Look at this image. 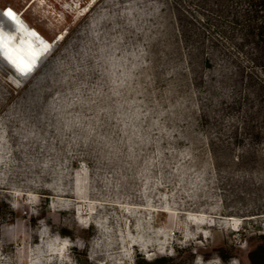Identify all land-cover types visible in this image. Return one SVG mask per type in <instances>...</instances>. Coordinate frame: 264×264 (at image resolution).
Instances as JSON below:
<instances>
[{"label":"rangeland","instance_id":"rangeland-1","mask_svg":"<svg viewBox=\"0 0 264 264\" xmlns=\"http://www.w3.org/2000/svg\"><path fill=\"white\" fill-rule=\"evenodd\" d=\"M7 4L0 264H264V0Z\"/></svg>","mask_w":264,"mask_h":264},{"label":"bare ground","instance_id":"bare-ground-1","mask_svg":"<svg viewBox=\"0 0 264 264\" xmlns=\"http://www.w3.org/2000/svg\"><path fill=\"white\" fill-rule=\"evenodd\" d=\"M5 7L6 12L11 10L14 13L15 20L5 15L6 12L3 11ZM0 24L3 25V32H0V36L3 37L5 52L16 57L22 52L24 63L38 56L35 63L37 64L58 38L57 36L52 39L44 35L25 18L21 10L11 4L0 5ZM18 60L21 61V59Z\"/></svg>","mask_w":264,"mask_h":264},{"label":"snow or ice","instance_id":"snow-or-ice-1","mask_svg":"<svg viewBox=\"0 0 264 264\" xmlns=\"http://www.w3.org/2000/svg\"><path fill=\"white\" fill-rule=\"evenodd\" d=\"M5 15H7L10 19L15 20V15L11 10H9ZM0 32H3L2 24H0ZM23 55L24 54L22 52L18 54L17 58L21 59V64H17L16 61L12 59V56L5 52L3 37L0 36V57L7 59L10 64L16 67L17 71H19L21 75L27 76L35 66L38 56H34L27 63H24Z\"/></svg>","mask_w":264,"mask_h":264},{"label":"built area","instance_id":"built-area-1","mask_svg":"<svg viewBox=\"0 0 264 264\" xmlns=\"http://www.w3.org/2000/svg\"><path fill=\"white\" fill-rule=\"evenodd\" d=\"M3 11H5L6 12V7L3 9ZM7 13V12H6ZM54 45V44H53ZM53 45H52V47H53ZM6 65H8L15 73H17L16 72V69L14 68V67H12L11 65H9V64H7L6 62H4ZM39 66V64H36V67H35V69L33 70L32 69V71L31 72H33V71H35L36 69H37V67ZM30 72V73H31Z\"/></svg>","mask_w":264,"mask_h":264}]
</instances>
